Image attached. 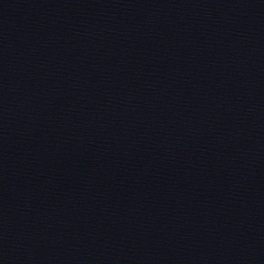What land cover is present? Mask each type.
<instances>
[{
    "label": "water",
    "instance_id": "obj_1",
    "mask_svg": "<svg viewBox=\"0 0 264 264\" xmlns=\"http://www.w3.org/2000/svg\"><path fill=\"white\" fill-rule=\"evenodd\" d=\"M0 264H264V0H0Z\"/></svg>",
    "mask_w": 264,
    "mask_h": 264
}]
</instances>
